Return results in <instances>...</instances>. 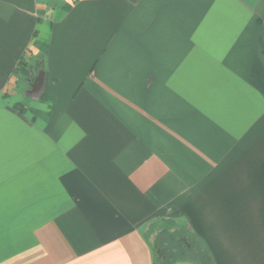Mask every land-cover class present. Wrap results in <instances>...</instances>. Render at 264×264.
Wrapping results in <instances>:
<instances>
[{"label":"crops","instance_id":"crops-1","mask_svg":"<svg viewBox=\"0 0 264 264\" xmlns=\"http://www.w3.org/2000/svg\"><path fill=\"white\" fill-rule=\"evenodd\" d=\"M166 231L264 264V0H0V264Z\"/></svg>","mask_w":264,"mask_h":264},{"label":"trees","instance_id":"trees-1","mask_svg":"<svg viewBox=\"0 0 264 264\" xmlns=\"http://www.w3.org/2000/svg\"><path fill=\"white\" fill-rule=\"evenodd\" d=\"M184 231H174V232H164L162 237H158L157 241L161 240V243L165 246L171 245V250H166L165 247L160 249V255L157 254L158 251H155V264H175L178 261H182L183 258L181 255H190L193 261H200L207 259V253L202 246L198 243V247H193L191 243L186 241L189 236L183 234ZM185 233V232H184ZM160 235V236H161ZM182 240L180 241V239ZM184 242V243H183ZM166 243V244H165ZM170 243V244H169ZM182 244L185 246H182ZM162 245V246H163ZM165 249V250H164ZM192 253V255L190 254ZM181 256V257H180Z\"/></svg>","mask_w":264,"mask_h":264},{"label":"rangeland","instance_id":"rangeland-1","mask_svg":"<svg viewBox=\"0 0 264 264\" xmlns=\"http://www.w3.org/2000/svg\"><path fill=\"white\" fill-rule=\"evenodd\" d=\"M60 0H56V2H59ZM185 232V231H184ZM183 232V234H185V235H187L186 234V232L184 233ZM161 235V234H160ZM160 235H158L159 237H160ZM161 237H162V235H161ZM182 240V238L180 239V241ZM186 241H188L189 243H191L192 244V246L193 247H198V244H197V242L195 241V239L194 238H192L191 236H188L187 237V239H186ZM184 243V242H183ZM166 244V243H165ZM170 244V243H169ZM153 245H154V247L156 248L155 249V251H158V253L157 254H159L160 255V249H163L164 247H165V249L168 251V250H171V245H169V246H164L162 243H161V240L160 241H154L153 242ZM163 245V246H162ZM182 246H185V244L183 245L182 244ZM164 249V250H165ZM191 255H192V253H190ZM182 256V258H183V260H191L192 258L191 257H193V255L190 257V255L188 256V255H181ZM180 256V257H181ZM206 259H204V261H205Z\"/></svg>","mask_w":264,"mask_h":264}]
</instances>
